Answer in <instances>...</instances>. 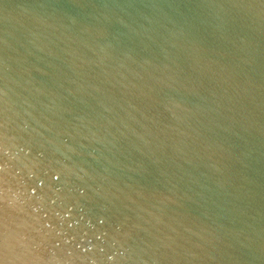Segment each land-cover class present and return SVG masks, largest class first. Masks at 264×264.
I'll return each instance as SVG.
<instances>
[{
  "label": "water",
  "instance_id": "1",
  "mask_svg": "<svg viewBox=\"0 0 264 264\" xmlns=\"http://www.w3.org/2000/svg\"><path fill=\"white\" fill-rule=\"evenodd\" d=\"M0 264H264V0H0Z\"/></svg>",
  "mask_w": 264,
  "mask_h": 264
}]
</instances>
